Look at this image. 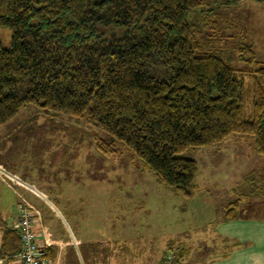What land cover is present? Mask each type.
<instances>
[{
  "label": "trees",
  "instance_id": "obj_1",
  "mask_svg": "<svg viewBox=\"0 0 264 264\" xmlns=\"http://www.w3.org/2000/svg\"><path fill=\"white\" fill-rule=\"evenodd\" d=\"M213 7L202 0H0V25L13 30L9 48L0 41V126L27 104L82 118L112 139L98 134V151L116 153L114 142L122 143L185 197L199 166L180 154L236 134L264 156V61L247 43L245 73L255 67L249 110L240 70L199 38ZM260 176L251 191L263 189L264 171ZM240 200L226 207L225 219L238 217ZM10 218L0 210V260L20 264L21 235ZM65 247L72 249L65 264H82ZM88 247L97 250L94 243L79 247L84 264H99ZM58 253L52 244L47 264ZM182 257L176 252L171 264Z\"/></svg>",
  "mask_w": 264,
  "mask_h": 264
},
{
  "label": "rangeland",
  "instance_id": "obj_2",
  "mask_svg": "<svg viewBox=\"0 0 264 264\" xmlns=\"http://www.w3.org/2000/svg\"><path fill=\"white\" fill-rule=\"evenodd\" d=\"M202 1L206 6H214V10L212 16L208 17L209 12L204 14L207 26L202 28L199 38L203 42L209 40V49L240 70L251 110L255 67L251 66L252 72L245 73L248 54L243 55L242 50L247 43H252L257 58L264 61V3ZM12 33L10 27L0 25V41L6 48L11 46ZM93 128L82 118L27 104L15 118L0 126V172H6L3 170L6 167L45 189L62 209L63 215L58 216L64 223L65 220L71 223L78 239L85 246L94 243L97 250L86 249L99 253V264H105V260L106 263L110 260V264H163L160 259L164 260L167 255L173 256L170 262L173 263L176 252L183 259L186 255L187 262L214 255L220 248L210 252L209 247L199 245H204L200 240L180 239V233L187 231L186 235L194 237L196 228H205L204 221L216 218L217 210L222 211L219 205L225 204L226 208L241 198L240 208L245 206V196H241L245 194V174L250 170L257 173L264 170V162L251 155L262 156L254 151L252 141L232 134L218 144L180 154L195 159L199 166L198 188L194 195L185 197L160 183L122 143L114 142L116 153L98 151L95 142L98 134L112 139ZM250 161L253 163H247ZM260 189L264 190V186ZM0 192L5 198L10 196L8 203L13 209L14 197L10 191L0 185ZM41 211L46 212L44 219L51 231L50 235L46 233L47 237L59 244L55 264H65V258L72 252L65 246L74 244L77 248V240L68 237L66 231L63 234L59 217L47 209ZM201 233L202 230L196 238ZM103 249L106 255L113 251L109 259L101 254Z\"/></svg>",
  "mask_w": 264,
  "mask_h": 264
},
{
  "label": "crops",
  "instance_id": "obj_3",
  "mask_svg": "<svg viewBox=\"0 0 264 264\" xmlns=\"http://www.w3.org/2000/svg\"><path fill=\"white\" fill-rule=\"evenodd\" d=\"M252 46L254 45L252 44ZM219 147H223L225 150H227L225 146ZM251 155H253L254 157H258L259 161L264 162V156H256L255 154ZM246 158L248 159V156ZM249 158H252V156H250ZM247 163H253V161ZM4 168L5 169L3 170L7 171L3 172L4 174H1L0 172V185H3L4 188L6 187L13 195L14 204L12 205V207L14 208L11 209V206L8 203L10 201V196H8L9 198H5L0 192V210L5 217H11L10 219L12 220V223L15 222L20 195L25 197L26 199H29V201L36 208L40 209V213L42 216L43 214H46V212L43 213L41 209H47L48 211H50L48 213L51 214L55 213L57 215H63L62 209L58 204L55 203V201L51 199V197L47 193L44 192L45 189L39 188V185H36L35 183L25 179L24 177H21L15 171L7 169L6 167ZM261 173L262 171L257 173L254 170H250L249 173L245 174L244 185L247 191H245V194H241V196H245V206L240 208L238 217L225 219V204L219 205V209H222V211H216V218L205 220V228H196L194 237L186 235L187 231H182L180 233V239L191 240V238H193L196 240H200L204 243V245L202 243L199 245L209 247L210 252H213L214 248H220L219 250H215L214 255H210L209 257L197 260L195 262H187V256L185 255L184 259L182 258L181 264H264V192H262L264 190H260L257 192H254V190H250V187H252L251 184H253L255 180L261 179ZM11 184L15 186L17 191H14L13 188H11ZM197 188L198 185L195 181V189ZM194 191L192 195H194ZM249 192L252 193L250 194ZM256 197L261 198L262 200L258 201ZM250 198L254 199L250 201ZM42 216L41 220H38L35 223L34 228L41 234L45 233L46 235L47 233V235H50L51 231L47 225V221H45ZM58 219L59 224L62 225V223H64L63 220L60 217ZM64 226L68 228V237H71V239L73 238L74 241L77 240V245L84 248L85 245L78 239L77 235L73 233L71 223L68 220H65ZM63 227L62 230L64 229ZM200 230H202V233L200 234L199 238H196ZM70 245L74 247L77 254L79 255L81 263L84 264V260L80 254L79 247L76 248L74 244ZM161 257L162 256H160L159 259ZM160 262H162L161 259ZM0 264L8 263L6 261L0 260Z\"/></svg>",
  "mask_w": 264,
  "mask_h": 264
},
{
  "label": "built area",
  "instance_id": "obj_4",
  "mask_svg": "<svg viewBox=\"0 0 264 264\" xmlns=\"http://www.w3.org/2000/svg\"><path fill=\"white\" fill-rule=\"evenodd\" d=\"M14 187L11 186L14 191H17ZM20 197L22 198L14 224L20 231L22 249L14 256L15 261L20 264H47L48 249L54 241L45 233L41 234L35 230V223L40 220L41 214L26 198L21 195ZM170 262L169 257L166 264H171Z\"/></svg>",
  "mask_w": 264,
  "mask_h": 264
}]
</instances>
